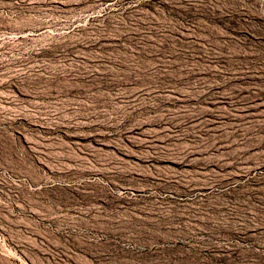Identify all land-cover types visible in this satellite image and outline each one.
Returning a JSON list of instances; mask_svg holds the SVG:
<instances>
[{"label": "rangeland", "instance_id": "374dc122", "mask_svg": "<svg viewBox=\"0 0 264 264\" xmlns=\"http://www.w3.org/2000/svg\"><path fill=\"white\" fill-rule=\"evenodd\" d=\"M0 264H264V0H0Z\"/></svg>", "mask_w": 264, "mask_h": 264}]
</instances>
